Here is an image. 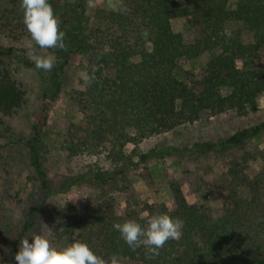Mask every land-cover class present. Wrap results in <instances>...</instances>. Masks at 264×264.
Returning a JSON list of instances; mask_svg holds the SVG:
<instances>
[{
	"label": "trees",
	"instance_id": "16d2710c",
	"mask_svg": "<svg viewBox=\"0 0 264 264\" xmlns=\"http://www.w3.org/2000/svg\"><path fill=\"white\" fill-rule=\"evenodd\" d=\"M115 1V9L97 8L89 14V0H50L65 33V47L52 49L55 66L43 93V113L60 94L72 55H84L85 71L95 76L74 94L84 119L64 134L62 151L74 167L59 183L49 180L44 169L41 127L32 124L28 134L15 131L28 92L7 61L15 56L13 47L0 44V142L26 143L45 199L80 184L99 190L95 205L54 208L55 245L87 242L107 264L113 254L121 264H264V164L249 175V154L228 161L218 210L198 203L177 180L169 183L175 209L143 201L130 178L148 170L154 160L193 151L221 153L264 133L262 120L216 143H196L190 149L143 148L147 138L194 123L204 113L250 118L261 111L264 0H182L181 5L176 0ZM182 16L191 17V38L172 29L171 20ZM245 60L254 65L241 67L239 62ZM21 61L35 68L30 60ZM197 62L199 70L184 69ZM119 198L125 201L124 214L116 211ZM44 204L28 211L15 239L0 252L4 264H17L20 242L32 237ZM163 213L181 218L184 228L180 238L167 241L156 256L143 246L129 248L113 228L129 219L146 227L152 215Z\"/></svg>",
	"mask_w": 264,
	"mask_h": 264
},
{
	"label": "rangeland",
	"instance_id": "374dc122",
	"mask_svg": "<svg viewBox=\"0 0 264 264\" xmlns=\"http://www.w3.org/2000/svg\"><path fill=\"white\" fill-rule=\"evenodd\" d=\"M176 2L181 5L182 0H176ZM116 7L115 0H89L88 2L89 14L97 8L111 10ZM23 15L24 10L21 4L16 6L12 0H0V44L13 47L15 56L7 61L12 64L14 73L22 79L28 92L27 104L15 122V131L19 133L27 130L28 134V127L32 124L41 127L43 140L40 146L44 169L49 180L59 183L73 173L74 163L66 159L62 145L67 128L84 119L73 97L78 90L84 88V81L79 74L85 71L87 59L82 54L71 56L69 67L63 78V88L50 104L48 112L43 113V93L48 91L49 72L27 67L21 61V59L30 60L26 54L30 34L23 23ZM171 25L174 32H181L186 38H191L193 35L194 25L190 16L173 18ZM244 38L250 41L251 35L245 32ZM36 54L52 55L55 59L52 49L40 50L37 47ZM239 65L250 68L254 63L251 60H245L240 61ZM194 67L199 70V63L188 64L184 69ZM260 106L261 111L250 118H240L234 114L216 116L204 113L194 123H186L166 134L147 138L143 148L146 150L158 146H176L190 149L196 143H216L250 123L264 120V95L260 99ZM29 137L30 135L27 138ZM247 154L250 155L248 162L250 168L247 173L253 176L264 164V133L221 153L193 151L187 155L154 160L148 165V170L131 173L132 188L143 201L163 202L171 209H175L169 183L177 180L183 185L187 194L198 203L205 204L212 210H218L217 208L223 205L224 196L220 187L228 161ZM97 197H99V190L87 184H80L67 193L55 194L45 199V193L31 167L30 153L26 143L16 142L6 145L0 142V252L15 239L27 218L28 211L43 200L45 204L40 213V223L31 236L48 235L52 244L56 246L52 238V223L56 215L54 208L66 205L85 208L95 205ZM118 202L116 211L118 214H124L125 201L119 198ZM123 264L139 263L130 261Z\"/></svg>",
	"mask_w": 264,
	"mask_h": 264
},
{
	"label": "clouds",
	"instance_id": "9594fccd",
	"mask_svg": "<svg viewBox=\"0 0 264 264\" xmlns=\"http://www.w3.org/2000/svg\"><path fill=\"white\" fill-rule=\"evenodd\" d=\"M21 7L24 10L23 23L30 34L26 54L36 69L50 72L55 66L54 57L37 55L36 49L65 47V33L60 28L61 22L50 0H21ZM142 35L147 37V31ZM79 75L86 85L91 84L95 79L94 74L90 76L87 71ZM146 224L145 227L136 220L129 219L123 223H114L113 228L120 233L129 248L134 250L143 246L152 256L158 255L159 249L167 241L179 239L184 228V221L181 218L166 213L152 215ZM15 261L17 264H107V261L96 254L87 242H74L57 247L45 234L23 239L15 255ZM0 264H4L3 260H0ZM110 264H121V258L113 254L110 257Z\"/></svg>",
	"mask_w": 264,
	"mask_h": 264
}]
</instances>
